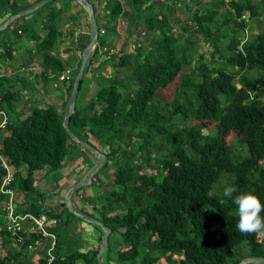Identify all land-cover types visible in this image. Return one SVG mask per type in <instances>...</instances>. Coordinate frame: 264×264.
<instances>
[{
    "label": "trees",
    "instance_id": "16d2710c",
    "mask_svg": "<svg viewBox=\"0 0 264 264\" xmlns=\"http://www.w3.org/2000/svg\"><path fill=\"white\" fill-rule=\"evenodd\" d=\"M37 1L0 0V24ZM88 1L101 25L84 73L98 54L97 66L108 63L112 69L86 104L77 106L75 100L68 126L77 138L93 146V141L100 144L106 161L115 163L109 193L98 192L99 203L93 198L98 216L87 213L111 229L105 251L113 253L115 264H155L161 257L166 264H237L243 258L242 246L247 256L264 257V232H260V240L258 233L241 234L236 228V208L222 195L224 186L232 185L238 191H252L264 203V31L245 40L238 37V31L246 27L244 16L260 14L258 2L213 0L202 4L209 8L192 6V16L187 17L193 23H188L191 34L201 35V41H194L172 31L177 16L171 0ZM260 1L264 8V0ZM68 7L65 3L51 10L48 18L52 21L42 23L45 31L35 47L42 78L46 74L57 77L66 70L64 59L55 53L62 33L52 25ZM220 7H226L228 14L219 24L214 18ZM120 16L127 19L128 27L134 23L142 26L135 32L136 38L127 33V42L150 38H143L133 49L127 44L125 52L115 56L100 48L112 42L111 36H118ZM20 31L25 30L20 27ZM89 40L87 35L80 52ZM6 44L2 38L0 58L10 59L12 49ZM79 64L80 57L70 69L68 93ZM175 81L168 100L164 92ZM11 82L0 76V110L7 115L5 127L0 128V152L15 169L12 185L23 194V210L47 211L59 218L61 211H48L38 204L43 193L35 186V175L44 168L48 173L58 170L67 157L75 155L79 144L62 126L65 113L53 104L32 106L15 121L13 104L21 89ZM188 120L199 123L189 124ZM229 135L239 143L238 152L233 139L227 140ZM118 151L125 161L119 162ZM133 157L136 161L130 166L126 160ZM21 165L26 167L24 176L18 173ZM3 173L0 168V180ZM220 177L224 178L221 185ZM62 205L67 214L79 219L67 211L64 202ZM59 225L53 229L57 236L55 263L98 264L99 243L96 248L61 252ZM114 234L116 248L109 242ZM76 236L82 241L79 233ZM5 239L10 251L0 255V264H32L2 235L1 240ZM43 262L38 259L36 264Z\"/></svg>",
    "mask_w": 264,
    "mask_h": 264
},
{
    "label": "crops",
    "instance_id": "0c3cea01",
    "mask_svg": "<svg viewBox=\"0 0 264 264\" xmlns=\"http://www.w3.org/2000/svg\"><path fill=\"white\" fill-rule=\"evenodd\" d=\"M26 1V0H25ZM29 1V0H28ZM31 0L29 2H33ZM59 1V0H58ZM67 3L69 5L68 10L65 12L60 13L54 18V25L59 31H61V37L58 39L56 43L55 53L64 59L65 63L67 64L66 69H73L76 65L77 59L80 57V46L85 41L86 36H90V25H89V18L88 15L85 16V12L83 6H77V2L75 0H63L62 5ZM60 4V3H59ZM61 5V6H62ZM102 14V10H100ZM106 18L105 16H103ZM102 17V18H103ZM105 20V19H104ZM103 22V21H102ZM117 27L119 24V20L117 21ZM44 23V22H43ZM1 25V24H0ZM42 26V24H41ZM45 31V30H44ZM22 33L20 28L17 29L16 33ZM18 33V34H19ZM44 34V33H43ZM42 34V35H43ZM113 37V36H111ZM122 38V37H121ZM112 39V38H111ZM32 42V41H31ZM38 42V41H37ZM36 41L34 44L29 43L30 51L29 54H20L21 47L16 48L15 46L10 45L12 49V58L6 59L4 57L0 58V76L5 75L12 80V82L16 85V87L20 88L19 98L13 104V111L12 114L14 119L17 118L16 114L20 117V114L24 112V116L29 112L32 106H45L48 104H53L61 111L68 113L69 110V103H68V81H63L57 79V77H52L49 74H46L45 77L42 78L40 75V71L43 70L40 64V55L36 51ZM114 42V41H113ZM8 44L10 42H7ZM11 44V43H10ZM121 44V43H120ZM24 48L25 43H23ZM2 50L0 49V54ZM17 55H21V59L17 61L15 57ZM99 54L94 58V61L88 66L87 72L85 73L86 76V85L85 86V100L88 101L92 96L93 92L95 91V87L97 86V82L99 79L97 78L100 76L99 71H95L92 73V69L98 65ZM32 58V59H31ZM90 77H93V80H90ZM11 82V83H12ZM6 84H8L6 82ZM47 87H52L51 91H46ZM93 97V96H92ZM91 97V98H92ZM31 102H35V104H31ZM81 102V101H80ZM80 104V103H79ZM83 106V104H80ZM22 118V117H20ZM96 163V158L91 157L90 155L86 159L85 162L80 163L78 160L73 159H65L60 167L55 173L54 172H46V168L41 171L36 172L37 174L35 179V186L36 188L43 193L42 198L39 199L38 204L41 205L45 210L48 211H63V194L68 188L69 185L74 184L79 181H84V177L87 170L94 166ZM84 167L86 169L84 170ZM11 170L14 172L15 169L10 166ZM18 173L20 176H24L26 173L25 165H21L18 168ZM59 173V174H57ZM60 175V177H58ZM76 175H81L80 177H75L73 182H71L72 178ZM58 177V179L56 178ZM43 182V183H42ZM95 184H98V188H102L106 185H100L105 181H101L100 179L95 180ZM19 191V190H18ZM73 193V192H72ZM23 194L19 191L18 200L23 202ZM52 195V197L50 196ZM50 197V198H49ZM82 191L78 190L75 192L74 201L76 204L75 209L84 212L86 215L91 211L92 214H96L97 211L94 209V204L86 202H81ZM71 201H73L71 199ZM20 203V204H21ZM18 205L20 208H24V204ZM59 205V207H58ZM88 217H91L87 215ZM96 216V215H95ZM94 218V217H92ZM67 219V224H68ZM81 230L79 234L82 238L80 244H78L75 249L85 250L88 248H96L99 242L100 232L97 230L95 226H91L84 221H80ZM62 233H63V227ZM58 233L59 230H58ZM0 242V254L4 255L5 253L9 252V243L3 242L8 241L7 239L1 240ZM97 245V246H96ZM14 246V245H13ZM12 248V247H11ZM71 248V247H70ZM63 251V250H62ZM61 251V252H62ZM105 250L102 251V253ZM101 253V255H102ZM29 259L34 261V263L38 260V255L34 252H26L23 253ZM108 260L102 259L105 264H115L112 257L109 255ZM79 263V262H78Z\"/></svg>",
    "mask_w": 264,
    "mask_h": 264
},
{
    "label": "rangeland",
    "instance_id": "374dc122",
    "mask_svg": "<svg viewBox=\"0 0 264 264\" xmlns=\"http://www.w3.org/2000/svg\"><path fill=\"white\" fill-rule=\"evenodd\" d=\"M29 1H31V0H29ZM29 1L26 0V2H29ZM62 1L63 0H59V1L58 0H50L49 2H46L43 5H41L40 7H38L37 9H35L33 12L25 14V15L17 18L16 20H13L12 23H10V25L7 28L3 27L0 29V31H1L0 32V41L3 38V39H5L6 42L11 43V44L7 43L6 44L7 47H10V45L15 46L16 48L21 47V53L20 54L28 55L29 51H30L29 43L34 44L35 41L37 42L40 40V38L43 36L42 34L44 33V30H43L44 28L41 26V24L45 21L46 22L52 21L50 18H48L49 17L48 14L50 13L51 10H55V9L61 7ZM210 1H213V0H179L176 2H175V0H171V2L169 1V4L172 7H176V8H174L173 12L177 16V20L174 23L175 28L172 29V31L177 32L178 34L187 36L189 38L191 37L190 38L191 40H194V41L200 40L201 41V39H200L201 35L191 34V31L193 28L190 25H192L193 23H189L190 19H188L189 18L188 16H190V17L192 16V6H193V8H195V7L200 8V7H205V6H208V8H209L210 7L209 5H202V4L204 2H210ZM224 1L226 2L228 0H224ZM254 1H257L259 4L260 14L256 17H252V18L247 16V15L244 16L246 27H245V29L238 31V37L243 39V40H245L247 37H250L253 34H256L259 31H264V8H262V4H261L260 0H254ZM80 5H81L80 3H77L78 7H80ZM225 8L226 7H220L218 9V14L214 18L215 21L219 24L221 23V21H223V16L225 14H228L227 10ZM118 20H119V24H120V25H118V27L116 26V31L118 33V36L116 35V37H111L112 42L109 43L108 45H105V47H107V48L108 47L114 48L115 52L112 53L113 55L119 56L122 52H125L127 44L131 43V48L133 49L134 46L135 47L139 46L138 42H141L143 38L146 40H148L150 38V37L143 36V37L138 38V42H137V40L133 41V43L131 41L127 42V33L132 34L131 36L136 38L135 32L141 31L142 26L138 23H134L133 25L128 27L127 26L128 25L127 19L123 18L122 16H120L118 18ZM98 22H99L98 24L101 25L100 19ZM3 24H4V22L0 26H2ZM53 25H54V23H53ZM231 25H232V23H231ZM20 27L24 28L25 31L18 34V33H16V28H20ZM223 28H221V29H223ZM157 33H159V32H157ZM179 39H180L179 42L182 41V37H180ZM226 42H227V38L224 39L223 43H226ZM23 43H25V46H26L25 48H24ZM223 43H222V47H223ZM204 46H205V44H203L202 47L204 48ZM2 48H3V46H2ZM2 48H0V49L2 50ZM210 48H211V46H210ZM100 49H102V48H100ZM221 49L225 53L226 49L225 48H221ZM81 52H80V56H81ZM203 58L206 62L209 61V50H207V52L204 53ZM15 59L17 61H19L21 59V55H17L15 57ZM87 62H88V60H87ZM111 69L112 68H111L110 64H108V63L104 64L103 66H100V67L96 66L92 69V73L100 70L99 71L100 76L97 77L99 79V82H97L98 85L99 84L101 85L105 81V79H108V77L111 75ZM85 73L82 76V82L79 85V89H78V93H77V98H76L77 99V103H76L77 106H79L80 104L84 105L87 102L85 100V86H87ZM90 80H93L92 82H95L93 77H90ZM176 84H177V81H175V83H173L172 86H170L168 88V90H166L164 92V95L166 96V98L168 100H170L172 98L171 92L174 89V86H176ZM51 88L52 87H47L46 91H48V92L51 91ZM31 104H35V102H31ZM26 111L27 110L23 111V113L20 114V117L23 118L24 112H26ZM16 116H17V119H20V117H18L19 114L18 115L16 114ZM17 119L15 121H17ZM186 122L189 124L199 123L196 120H191V121L188 120ZM205 129H206V127H204L203 131H205ZM231 139H233L232 141L234 142V147H235V149H237V152H238L241 149L239 143L234 139V137L232 135H229L227 137V140H231ZM93 142L95 143L97 148L102 150V146L100 144H98L96 141H93ZM115 146H116V144L113 143L112 147H115ZM76 148H77L76 153H73L75 155L72 156V158L67 157L66 159L78 160L80 163H83L86 161V159L88 158L89 155L91 157L95 158V156L90 151L85 149L84 147H82L80 145L79 146L76 145ZM117 153L120 154L118 156L119 162L125 161V157L122 155V151H118ZM127 161H129L130 166H133L134 162L136 161V157H133L132 159H127L126 162ZM114 164H115L114 162L107 159L105 167L103 169H100L99 172L94 175V177L92 178V182L89 185L81 186L78 189V190L82 191L81 202L91 203V201L96 202L95 199H97V201L99 203V199H98V196H96V194L98 192L100 193V191L102 192V190H107L105 192V195L109 193L108 191L112 188V186L109 187L108 184L113 183L112 179H113V172L115 169ZM85 169H86V167H84V170ZM59 170H60V168H59ZM56 171H54V173ZM147 171L150 173L154 172V170H152L150 168H148ZM57 174H59V173H57ZM80 176L81 175L74 176L72 178L71 182H73L75 177H80ZM58 177H60V175H58ZM58 177H56V178L58 179ZM96 179H100L101 181L104 180L105 182L100 184V185H104L106 183L108 185V187H107L108 189L104 188V187H106V185L103 186L102 188L101 187L98 188L99 185L95 184ZM218 183L220 185L223 184L224 178L220 177V179L218 180ZM78 190H76V191H78ZM76 191H74L73 193L70 194V198L73 200L72 204L74 207H76V204L74 201V199H75L74 196H75ZM50 196L52 197V195H50ZM93 198H95V199H93ZM96 206L98 207V205H96ZM58 207H59V205H58ZM88 214H91L94 217L98 216L97 213L95 214L96 215L95 216L94 214L91 213V211H89ZM59 219L63 220V223L60 224L61 227H63V233H62L61 227L58 229L60 234H61L60 249L63 250L62 252H67V250H75V247L81 243V239H79V237L76 235L81 230L80 221H82V220L76 219L73 216L67 214V212L65 210H63L61 212V214L59 215ZM67 219H69L68 224H66ZM59 223H58V225H59ZM97 230H99V228H97ZM258 234H259V239H261L262 234L261 233H258ZM116 237H117V235L114 234L110 237V240H109L111 246L114 248H116L118 246L117 243L113 242L116 239ZM98 243L100 245L101 242H98ZM240 253H241V256H243V257L247 256L246 248L244 246H242L240 248ZM109 255L112 256L113 253H111V252L109 253L108 251H104L101 255V259L107 260L106 258ZM31 258L32 257H30V259H29L30 263L36 264V263H34V261ZM176 258L178 259L179 256H176ZM155 264H166V260L163 257H161ZM246 264H255V263L250 262V263H246Z\"/></svg>",
    "mask_w": 264,
    "mask_h": 264
},
{
    "label": "built area",
    "instance_id": "2783aa9c",
    "mask_svg": "<svg viewBox=\"0 0 264 264\" xmlns=\"http://www.w3.org/2000/svg\"><path fill=\"white\" fill-rule=\"evenodd\" d=\"M100 32L103 33L104 29L100 28ZM102 50H108L109 53L114 52L113 48L105 46ZM69 78L70 69L64 70L57 76V79L63 81H68ZM0 115V128H4L7 123V115L3 110H0ZM0 168L4 171L0 180V196H3L0 198V238L3 232L2 235L8 238L12 245L19 248L22 253L34 252L38 255V259H44L43 264H56L57 236L53 229L58 224L59 218L47 211H39L35 214L20 208L18 206L21 203L18 200L19 191L16 186L12 185L14 172L1 152ZM257 237L259 239V234Z\"/></svg>",
    "mask_w": 264,
    "mask_h": 264
},
{
    "label": "water",
    "instance_id": "95a60500",
    "mask_svg": "<svg viewBox=\"0 0 264 264\" xmlns=\"http://www.w3.org/2000/svg\"><path fill=\"white\" fill-rule=\"evenodd\" d=\"M49 1L50 0H39L34 5L11 15L9 18H7L4 21V24L2 26H0V29L5 27L11 21H13V20L25 15V14L33 12L35 9H37L38 7H40L41 5H43L44 3L49 2ZM75 1L77 3H80L87 10V14H88V18H89V25H90V40L81 52L80 64H79L78 70L74 76V79L72 82V87H71L69 97H68L69 110H68V113L64 116V118L62 120V126L64 127L68 136L74 142H76L80 146L84 147L85 149L90 151L95 156L96 163L94 164L93 167H91L88 170V172L86 173V175L84 177V181L76 182V183L70 185L65 190V192L63 194V202L65 204L67 211L70 212L72 215L76 216L77 218L81 219L82 221H84L86 223H89V224L95 226L96 228H99V230L101 232V236H100L101 243H100L99 250L96 254V261L98 264H105L101 259V253L104 249H106V247L108 245V235L111 232V229L108 226L104 225V223L100 219L88 217L84 212H81V211L75 209V207L72 204L71 198H70V194L72 192L76 191L81 186L89 185L92 182V178L94 177V175L98 173V171L102 168V166L106 162L105 153L102 150H100L96 146H93L92 144H90L89 142H87L85 140L77 138L72 133V131L70 130V128L68 126L69 114H71L74 111V104H75V100L77 98L80 80L82 79L84 69H85V65H86V62L88 60V56L91 54L92 50L94 49V47L97 43V39H98V24L95 21V15H94L95 13H94V9H93L92 4L88 0H75ZM250 262L255 263V264H264V257L263 256H259V257L245 256L242 259H240L237 264H246V263H250Z\"/></svg>",
    "mask_w": 264,
    "mask_h": 264
},
{
    "label": "clouds",
    "instance_id": "9594fccd",
    "mask_svg": "<svg viewBox=\"0 0 264 264\" xmlns=\"http://www.w3.org/2000/svg\"><path fill=\"white\" fill-rule=\"evenodd\" d=\"M222 195L224 198L229 199L236 208L238 216L236 228L241 234L264 232V216H261V213L264 212V203L257 195L252 191H238L232 185L224 186ZM78 262L81 261L76 263Z\"/></svg>",
    "mask_w": 264,
    "mask_h": 264
},
{
    "label": "bare ground",
    "instance_id": "6f19581e",
    "mask_svg": "<svg viewBox=\"0 0 264 264\" xmlns=\"http://www.w3.org/2000/svg\"><path fill=\"white\" fill-rule=\"evenodd\" d=\"M3 234V233H2ZM2 234H1V237H2ZM0 241H1V238H0Z\"/></svg>",
    "mask_w": 264,
    "mask_h": 264
}]
</instances>
